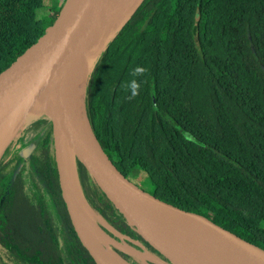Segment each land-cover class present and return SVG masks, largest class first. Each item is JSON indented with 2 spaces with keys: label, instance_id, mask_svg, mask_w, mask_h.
I'll return each instance as SVG.
<instances>
[{
  "label": "trees",
  "instance_id": "obj_1",
  "mask_svg": "<svg viewBox=\"0 0 264 264\" xmlns=\"http://www.w3.org/2000/svg\"><path fill=\"white\" fill-rule=\"evenodd\" d=\"M66 1L0 0V68ZM137 67L146 71L134 75ZM83 107L125 179L137 185L142 172L143 190L155 199L264 251V0H142L91 59ZM25 122L42 128L28 140L13 135L0 154V264H96L61 197L44 104ZM74 171L83 206L104 234L170 263L76 160Z\"/></svg>",
  "mask_w": 264,
  "mask_h": 264
},
{
  "label": "water",
  "instance_id": "obj_2",
  "mask_svg": "<svg viewBox=\"0 0 264 264\" xmlns=\"http://www.w3.org/2000/svg\"><path fill=\"white\" fill-rule=\"evenodd\" d=\"M141 1L67 0L53 22L45 26L0 68V133L26 112L29 111L30 115L36 107L46 101L47 105L44 104V107L52 121L53 147L61 197L80 243L96 264L104 263L79 219L76 201L78 198L82 203V200L75 177L74 160L88 173L96 187L128 225L135 228L150 246L166 257L170 261L169 264H175L169 254L170 251L187 264H195L199 260L187 255L188 248L163 236L158 230H149L133 208L113 190L166 212H177L197 218L264 254V251L206 218L163 203L125 179L101 149L85 117L83 96L87 75L81 96L78 98L73 95L78 65L87 58L91 61L98 54L110 35L123 24L128 14ZM34 147L32 145L24 149L21 155L26 157ZM69 165L72 167L73 182ZM111 247L125 252L116 244H110L109 248L112 251ZM135 252L142 253L136 250ZM132 255L154 264H167L148 253L146 255L152 259ZM200 263L208 264L205 260Z\"/></svg>",
  "mask_w": 264,
  "mask_h": 264
},
{
  "label": "bare ground",
  "instance_id": "obj_3",
  "mask_svg": "<svg viewBox=\"0 0 264 264\" xmlns=\"http://www.w3.org/2000/svg\"><path fill=\"white\" fill-rule=\"evenodd\" d=\"M83 79L81 64H79L73 84L74 97L79 98L81 96L84 84ZM44 104L47 105L46 101ZM8 137L9 134L2 135L0 137V144ZM1 151L2 149H0V153ZM70 155L69 153V158ZM113 192L133 208L149 230H158L163 236L184 248H188L187 255L199 260L195 264H202L200 262L204 260L208 264H264V254L235 240L232 236L225 233V231H221L197 218L181 215L177 212H166L155 206L126 197L118 191L113 190ZM145 197L148 198L147 195ZM79 203L76 201L80 222L104 264H116L114 261L115 255L109 248L110 244H116L122 250L136 254L137 256L152 259L146 254L135 252V250L127 245L117 244L115 240L102 233L93 221L90 220L89 213L85 207L82 206L83 210L80 205L78 206ZM169 254L175 264H187L174 256L172 251ZM123 263L128 264L125 261Z\"/></svg>",
  "mask_w": 264,
  "mask_h": 264
},
{
  "label": "rangeland",
  "instance_id": "obj_4",
  "mask_svg": "<svg viewBox=\"0 0 264 264\" xmlns=\"http://www.w3.org/2000/svg\"><path fill=\"white\" fill-rule=\"evenodd\" d=\"M89 61L90 59H85L82 61L81 63V69H82V74L84 76V79H85V76L87 75L88 71H89ZM75 78H76V74H75ZM83 79V80H84ZM29 111L26 112L23 116L19 117L17 120H15L14 122H12L10 125L7 126V128L5 130H3L1 133H0V137L4 134H9V137L3 141L1 144H0V149L3 150L4 146L7 145L8 142H10L11 138L13 137V135L15 136L14 137V140H16L17 137L19 136H27V140L30 139L31 137L34 136V134L36 132H38L41 128H42V124H26V119L28 118V115H29ZM20 129V131L18 133H14L17 129ZM54 144V143H53ZM54 146V145H53ZM33 151V150H32ZM31 151V152H32ZM31 152H29V155L32 154ZM28 155V156H29ZM70 164V162H69ZM70 167V165H69ZM135 175V179H133V182H135L137 185V187L141 190H143V188H145L144 186V177H143V174L142 172H136ZM70 177H71V182H73V175H72V167H70ZM144 191V190H143ZM146 192V191H144ZM147 193V192H146ZM77 197V196H76ZM80 202L79 199L77 198V203ZM82 203L80 202L78 204V206L80 205V207L83 209V205H81ZM84 210V209H83ZM90 217V215H89ZM94 218H96L98 221H102L99 216L97 215H94ZM93 219V218H92ZM90 220H91V217H90ZM95 224V223H94ZM97 226V225H96ZM98 227V226H97ZM119 244L121 245H125V243L123 242H120ZM143 253V252H142ZM146 254V253H145ZM116 259V260H115ZM114 261L116 262V264H124L123 263V260L119 259L117 256H115L114 258ZM143 261L142 259H140V263L143 264Z\"/></svg>",
  "mask_w": 264,
  "mask_h": 264
},
{
  "label": "clouds",
  "instance_id": "obj_5",
  "mask_svg": "<svg viewBox=\"0 0 264 264\" xmlns=\"http://www.w3.org/2000/svg\"><path fill=\"white\" fill-rule=\"evenodd\" d=\"M145 71H146V69H144L142 67H137L134 70V75H142ZM130 87L132 89L133 96H135L137 94V90L139 89V84L135 80H133Z\"/></svg>",
  "mask_w": 264,
  "mask_h": 264
},
{
  "label": "crops",
  "instance_id": "obj_6",
  "mask_svg": "<svg viewBox=\"0 0 264 264\" xmlns=\"http://www.w3.org/2000/svg\"><path fill=\"white\" fill-rule=\"evenodd\" d=\"M122 252V251H121ZM123 253H125V254H128L129 255V259L131 260V259H133V257H135V256H133L130 252H127V251H125V252H123ZM136 259L138 260V263H140L139 261H140V259H142L143 261H141V262H143V264L144 263H147L148 262V260L147 259H143V258H137L136 257ZM140 264H142V263H140Z\"/></svg>",
  "mask_w": 264,
  "mask_h": 264
},
{
  "label": "flooded vegetation",
  "instance_id": "obj_7",
  "mask_svg": "<svg viewBox=\"0 0 264 264\" xmlns=\"http://www.w3.org/2000/svg\"><path fill=\"white\" fill-rule=\"evenodd\" d=\"M32 153V152H31ZM29 155V154H28ZM28 155L26 156V158L28 157Z\"/></svg>",
  "mask_w": 264,
  "mask_h": 264
}]
</instances>
